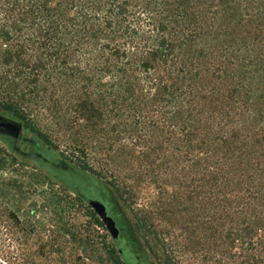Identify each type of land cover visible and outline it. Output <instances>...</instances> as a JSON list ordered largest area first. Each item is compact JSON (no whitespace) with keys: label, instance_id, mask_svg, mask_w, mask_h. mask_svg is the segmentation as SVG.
I'll list each match as a JSON object with an SVG mask.
<instances>
[{"label":"trees","instance_id":"obj_1","mask_svg":"<svg viewBox=\"0 0 264 264\" xmlns=\"http://www.w3.org/2000/svg\"><path fill=\"white\" fill-rule=\"evenodd\" d=\"M0 115L131 170L132 208L73 165L124 264H264V0H0Z\"/></svg>","mask_w":264,"mask_h":264},{"label":"rangeland","instance_id":"obj_2","mask_svg":"<svg viewBox=\"0 0 264 264\" xmlns=\"http://www.w3.org/2000/svg\"><path fill=\"white\" fill-rule=\"evenodd\" d=\"M34 125L65 161L94 171L97 178L118 187L127 206L139 193L131 170L108 167L101 159L75 145L77 136L54 130L38 116ZM116 177V178H115ZM95 216V217H94ZM85 203L34 164L17 158L0 141V259L8 264H124L104 225ZM154 254L166 258L159 240L146 231Z\"/></svg>","mask_w":264,"mask_h":264},{"label":"water","instance_id":"obj_3","mask_svg":"<svg viewBox=\"0 0 264 264\" xmlns=\"http://www.w3.org/2000/svg\"><path fill=\"white\" fill-rule=\"evenodd\" d=\"M23 125L16 120L9 119L0 115V135H7L11 139L18 140L22 134ZM29 144V142H27ZM14 155L24 162H28L36 165L33 161L27 160L25 156L14 153ZM54 167L57 171H62L67 174L66 177L61 176L58 173H50L49 175L56 180L59 184L63 185L68 190L72 191L75 195L80 197L86 204L94 211L97 217L100 219L105 229L107 230L110 238L118 250L119 255L123 254L120 244V236L122 229L117 224L116 220L109 211L107 204L102 199L101 195L94 189H89L86 193H82L81 190L74 184L72 177L75 174V168L73 165L63 160H56ZM46 172V171H45ZM47 173V172H46ZM138 264L140 259L137 258Z\"/></svg>","mask_w":264,"mask_h":264},{"label":"flooded vegetation","instance_id":"obj_4","mask_svg":"<svg viewBox=\"0 0 264 264\" xmlns=\"http://www.w3.org/2000/svg\"><path fill=\"white\" fill-rule=\"evenodd\" d=\"M33 138L34 136L31 133H29V131H27V129L25 128H23L22 134L18 140L11 139L7 135H0V141L5 143L9 147L10 151H12L13 153H19L25 156L27 160L33 161L34 163H36L37 167L46 171L48 174L54 172V173L60 174L63 177H66L67 174L63 173L62 171H57L56 168L54 167L56 160L61 161V159L57 158L56 151L47 147L45 144L42 143V141H39V140L38 141L36 140L35 144H33L31 142ZM27 142H29V144H27ZM72 181L81 190L82 193H86L89 189H93V187H95L94 182L91 183L89 179H83L81 178V176L76 177L75 175H73ZM94 190L98 192L101 195V197L105 196L103 190H101L100 188L94 189ZM78 198L83 203H85L80 197ZM129 262L130 263L128 264H138L139 263L138 260L132 256L129 257Z\"/></svg>","mask_w":264,"mask_h":264}]
</instances>
